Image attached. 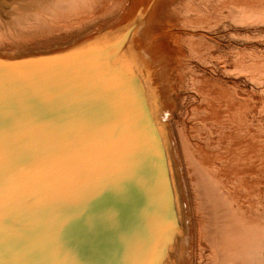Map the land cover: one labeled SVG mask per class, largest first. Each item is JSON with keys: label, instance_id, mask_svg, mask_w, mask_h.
<instances>
[{"label": "bare ground", "instance_id": "obj_1", "mask_svg": "<svg viewBox=\"0 0 264 264\" xmlns=\"http://www.w3.org/2000/svg\"><path fill=\"white\" fill-rule=\"evenodd\" d=\"M26 84L47 122L114 119L110 165L152 197L134 264H264V0H0V100Z\"/></svg>", "mask_w": 264, "mask_h": 264}, {"label": "water", "instance_id": "obj_2", "mask_svg": "<svg viewBox=\"0 0 264 264\" xmlns=\"http://www.w3.org/2000/svg\"><path fill=\"white\" fill-rule=\"evenodd\" d=\"M23 88L0 100V264L137 263L152 197L128 195L110 165L114 119L73 98L47 122L44 98Z\"/></svg>", "mask_w": 264, "mask_h": 264}, {"label": "rangeland", "instance_id": "obj_3", "mask_svg": "<svg viewBox=\"0 0 264 264\" xmlns=\"http://www.w3.org/2000/svg\"><path fill=\"white\" fill-rule=\"evenodd\" d=\"M170 75H171V74H170ZM242 80H243V79H242ZM182 97H183V96L180 95L179 99H178V100H175V103H174L175 108H176V107L178 108L179 101L182 100ZM176 102H177V103H176ZM177 108H176V109H177Z\"/></svg>", "mask_w": 264, "mask_h": 264}, {"label": "snow or ice", "instance_id": "obj_4", "mask_svg": "<svg viewBox=\"0 0 264 264\" xmlns=\"http://www.w3.org/2000/svg\"><path fill=\"white\" fill-rule=\"evenodd\" d=\"M3 110V106L2 105H0V111H2ZM3 125H2V123H0V127H2Z\"/></svg>", "mask_w": 264, "mask_h": 264}]
</instances>
